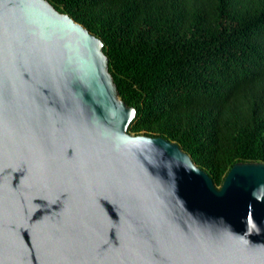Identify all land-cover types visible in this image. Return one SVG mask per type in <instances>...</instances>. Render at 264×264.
Here are the masks:
<instances>
[{"label":"water","instance_id":"95a60500","mask_svg":"<svg viewBox=\"0 0 264 264\" xmlns=\"http://www.w3.org/2000/svg\"><path fill=\"white\" fill-rule=\"evenodd\" d=\"M102 49L48 0H0V264H264V162L217 186L130 133Z\"/></svg>","mask_w":264,"mask_h":264},{"label":"trees","instance_id":"16d2710c","mask_svg":"<svg viewBox=\"0 0 264 264\" xmlns=\"http://www.w3.org/2000/svg\"><path fill=\"white\" fill-rule=\"evenodd\" d=\"M103 42L128 131L177 142L219 186L264 162V0H48Z\"/></svg>","mask_w":264,"mask_h":264}]
</instances>
